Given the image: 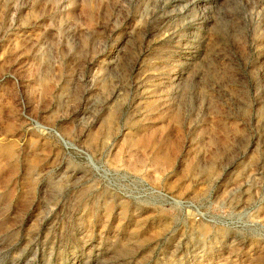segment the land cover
<instances>
[{
  "label": "rangeland",
  "instance_id": "374dc122",
  "mask_svg": "<svg viewBox=\"0 0 264 264\" xmlns=\"http://www.w3.org/2000/svg\"><path fill=\"white\" fill-rule=\"evenodd\" d=\"M0 264H264V0H0Z\"/></svg>",
  "mask_w": 264,
  "mask_h": 264
}]
</instances>
